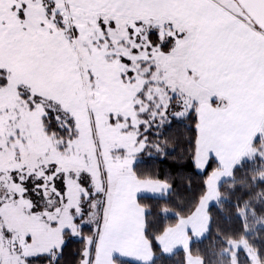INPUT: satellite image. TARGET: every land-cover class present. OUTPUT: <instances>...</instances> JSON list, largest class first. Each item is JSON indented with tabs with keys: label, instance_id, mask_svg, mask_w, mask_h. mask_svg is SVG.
Returning a JSON list of instances; mask_svg holds the SVG:
<instances>
[{
	"label": "snow or ice",
	"instance_id": "6c2138e0",
	"mask_svg": "<svg viewBox=\"0 0 264 264\" xmlns=\"http://www.w3.org/2000/svg\"><path fill=\"white\" fill-rule=\"evenodd\" d=\"M249 134L264 140V0H0V264H162L138 169L187 157L148 176L170 192ZM141 216L146 259L124 254ZM225 248L264 264L258 237Z\"/></svg>",
	"mask_w": 264,
	"mask_h": 264
},
{
	"label": "trees",
	"instance_id": "16d2710c",
	"mask_svg": "<svg viewBox=\"0 0 264 264\" xmlns=\"http://www.w3.org/2000/svg\"><path fill=\"white\" fill-rule=\"evenodd\" d=\"M263 144L264 140L251 148L256 151ZM241 162L240 167L232 168L229 176L217 187V200L206 212L208 226L205 235L200 240L191 241L186 250L172 253L162 264H186L187 255L200 264H211L212 260L215 264H229L227 255H219L228 251L225 244L244 240L250 247L257 237L264 244V164L257 154L251 160ZM181 166H187V157L183 160L169 157L150 168H139L138 173L142 177L141 181L156 182L148 176L157 175L158 170V174L165 177L170 170ZM216 168L217 165L213 164L205 176H195L190 171L183 173L182 178L175 181L176 186L163 198L139 201L137 205L150 212L147 218L148 235L157 241L167 229L175 227L180 220L191 217L206 195L209 174ZM188 177L191 180L190 188ZM161 210L168 214L161 216ZM150 251L152 254L151 249ZM157 264L161 262L158 261Z\"/></svg>",
	"mask_w": 264,
	"mask_h": 264
},
{
	"label": "crops",
	"instance_id": "0c3cea01",
	"mask_svg": "<svg viewBox=\"0 0 264 264\" xmlns=\"http://www.w3.org/2000/svg\"><path fill=\"white\" fill-rule=\"evenodd\" d=\"M243 141L244 144L239 146L241 147L240 149H237L234 146H232L229 149L226 156L221 158L222 162L220 164H216L217 168L211 174H209L207 180L212 174H216L219 177L218 182L212 187L210 194H214L216 196L218 185L228 177L233 166L237 164V161L241 157L240 150L243 148H247L251 145L252 135L249 134L242 137L240 142ZM206 160H207V152L203 151L201 153V164H203V162ZM207 180H206V186H207ZM140 190L148 191V192L154 191L158 195H160L161 198L166 196V194L168 193L167 191L161 193L160 186L157 184V182L152 183L147 181H143V182L141 181ZM122 191L123 194L126 196L128 191L127 185L124 186ZM204 198L199 204L196 212L191 217L185 220H180L175 227L167 229L165 233L157 240L163 246L165 251H168L172 254L178 250H186L189 244L191 243V241L200 240L205 235L208 226V218L206 212L209 205L213 204L216 201L215 200L216 197L214 199L210 198L209 201H205ZM137 207L141 210V212L144 211L138 205ZM137 226L140 229L139 238L128 241L127 250L124 252V254L135 256L139 259H146L147 257L151 256V251L150 248L147 246L148 245L147 241L143 240V228H144L143 216L140 217ZM141 240H143V243H141ZM191 264H197V261L195 263L191 261Z\"/></svg>",
	"mask_w": 264,
	"mask_h": 264
},
{
	"label": "rangeland",
	"instance_id": "374dc122",
	"mask_svg": "<svg viewBox=\"0 0 264 264\" xmlns=\"http://www.w3.org/2000/svg\"><path fill=\"white\" fill-rule=\"evenodd\" d=\"M242 144H244V141L243 142H240L238 145H233L235 148L237 149H240ZM261 147H264V144L263 145H260V148ZM239 151V150H238ZM240 158L239 160L237 161V163L241 162V161H249L251 160L256 154L262 159L263 161V164H264V153H257L255 150H253L251 148V145L247 148H243L240 150ZM229 176V175H228ZM262 179L264 180V172L262 174ZM219 180V177L216 175V174H212L209 179L207 180V194H206V197L204 198L205 201H209V199H214L216 196L214 194H210L211 192V189L212 187L218 182ZM143 182V181H142ZM147 182H151V181H147ZM153 183V182H152ZM124 188V187H123ZM217 200V197L216 199ZM216 202V201H215ZM214 202V203H215ZM19 225V222L18 221H15L13 222V226H18ZM262 225H264V220L262 222ZM229 245H232V246H236V245H241V246H244V245H247V243L244 241V240H240V241H237V242H229L228 243ZM248 246V245H247ZM191 261L192 262H196L197 261V264H200V262L194 258H190L188 255H187V258H186V264H191Z\"/></svg>",
	"mask_w": 264,
	"mask_h": 264
}]
</instances>
